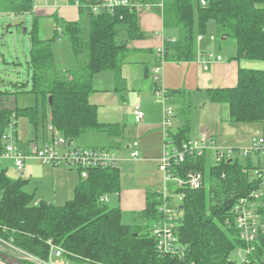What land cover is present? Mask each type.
Instances as JSON below:
<instances>
[{"label": "trees", "instance_id": "1", "mask_svg": "<svg viewBox=\"0 0 264 264\" xmlns=\"http://www.w3.org/2000/svg\"><path fill=\"white\" fill-rule=\"evenodd\" d=\"M137 1L142 5L157 3V0ZM34 2L2 0L1 10L25 15L33 13ZM97 2L69 0L71 5H78L80 19L64 22L56 17L54 36L49 40L40 38L39 20L35 18L29 32L31 49L27 64L31 78L12 86L20 93L40 96L43 107L19 108L14 93L0 91V133H5L11 123H15L17 130L18 120L26 118L36 129L41 122L47 128L49 120L51 126L72 143L89 133H106L112 140L123 137L122 125L99 121L98 107L90 103L93 78L96 74L112 71L121 90L125 85L122 69L129 44L145 39L146 33L141 28L137 8L117 7L113 11L95 13L92 6ZM163 3V9L154 10L161 14L164 28L178 30H175L178 36L166 40L163 51H159L163 60L158 63L195 61L199 38L207 34L212 20L222 40L233 38L236 41L233 60L264 62V0H210L206 7L200 5V0H164ZM59 26L63 28L62 34L57 31ZM65 36L72 44L77 66L59 70L54 45ZM29 87L31 90L26 92ZM159 89L156 87V91ZM206 93L211 103L228 105L233 123L260 124L264 135L263 70L240 68L235 88L208 89ZM186 95L185 91L166 90L168 99L179 96L182 100L178 116L185 123L172 134L178 147L191 140V106ZM12 97L14 104H11ZM243 161L209 165L207 157L189 158L174 167L175 176L181 178L193 171L205 176L203 188H179L173 193L183 196L180 202L176 197L170 199L171 206L176 209L180 204L175 234L183 247L182 256L160 254L152 230L124 223L121 208L110 207L109 202L102 201L104 197L122 192L118 168L92 169L88 178L80 176L74 197L61 206L46 201L35 203L34 197L25 190L27 181L12 179L7 170L2 169L0 240L41 260H48L49 242H52L66 252L68 259L79 264H232V254L243 245L235 223L234 207L240 199L259 188L258 182L251 178V167ZM161 204L162 195L151 191L146 209L136 215L144 221L157 223L164 217ZM261 242L263 246L257 251L260 262L253 264H263L264 237Z\"/></svg>", "mask_w": 264, "mask_h": 264}, {"label": "crops", "instance_id": "2", "mask_svg": "<svg viewBox=\"0 0 264 264\" xmlns=\"http://www.w3.org/2000/svg\"><path fill=\"white\" fill-rule=\"evenodd\" d=\"M50 1L51 0H38L34 8L36 10L32 13L39 20V35L40 22L43 18L55 19L57 17L64 22H76L80 19L78 7L71 5L69 0H61L59 3L55 2V5L53 6L50 5ZM138 14L140 18V25L142 30L146 33V38L143 40L133 41L129 44L130 49L125 57L122 69V76L125 80L124 87L121 90L118 89L116 76L112 71L102 72L94 76V92L90 96V103L98 107L99 113H101L102 110H106L108 114H113L115 117L113 120L99 118V121L104 124L122 125L124 127L123 137H116L112 140L106 133H99L105 136L101 141L102 143L91 140L88 141L89 143L87 145L90 146L89 149H107L111 150L113 153H115L114 150L118 151V169L121 171V174L123 172L126 174L125 176L122 175V192L118 195L120 202L118 206L121 208L123 217L126 221H129L130 217L135 219V221L131 220L133 224L138 223V216L136 214L146 209L148 194L151 191L160 192L162 188H165V176L161 172L160 166L166 140L168 139L166 137L168 136V133H170L169 137H172V134H176L179 127L183 126L185 123L184 120H181L178 116V109L182 105L181 97L175 96V98L168 99L164 102V100L156 97V87L169 91H185L188 93V96L186 95L187 97H191L197 101L196 106L198 110L200 109L199 111L204 112L207 107L219 110L220 107H222L220 106L221 104L211 103L206 93L207 90L235 88L238 84V73L240 68L259 69L256 65H252V63H254L253 61L233 60L237 52L236 46L231 51H226V55H224L222 53V46L216 43L215 36L214 40L211 38L212 41L206 39L205 37L199 39L197 47L198 57L195 61L189 63L170 62L160 64L158 63L159 50L164 47L166 40L175 39V37H166L164 35L163 18L161 14L154 9H143L140 10ZM52 29L51 37L54 36V25ZM226 41L227 40H223L222 43H225ZM208 54L214 55L215 60L212 61L209 69H205L204 56ZM219 56L223 57L222 61L216 60ZM68 62L71 64L70 68H76L77 63L75 61L69 59ZM157 65H161V70L158 72L159 74L155 72L158 75L153 78L152 71H155ZM57 68L59 70H66L69 67L59 68L57 65ZM148 79H152V83H149ZM204 95L207 96V100L203 98ZM132 96L138 97L146 114L144 121L140 124L137 123L138 125L136 126V131L133 134L128 133L127 131V126H129L128 120H125V118L119 116L117 113L119 111V107L122 104H126V101L131 99ZM199 97H202L200 98V101H198ZM171 103L174 104L175 107H173ZM189 103L192 102L190 101ZM168 105L174 108L176 113L174 122L176 123L171 129L166 130L163 126V118L165 109ZM130 110L132 111V108H130ZM226 110H228L229 113L228 105ZM200 118L201 115H198L197 123L200 130L197 136L200 137L204 133H208L217 141L218 145L224 149L238 148L236 143H232V138L238 131L237 128H234V125H238L239 127H244L245 125L249 127V125L246 124H234L230 119V115L229 119L225 120L227 123H224V126H221L223 121L218 122L215 119L214 121H208L206 123L201 121ZM19 120V147L22 151L23 145L21 143H23L27 148L26 155H29L30 143L34 141H31L32 138L30 139L28 132V136L24 137L25 140L21 139L20 141L21 129H19ZM132 121L133 119L131 120V124ZM175 126L177 129L176 131L174 130ZM261 128V135H263V127ZM239 129L242 130L241 128ZM253 138L255 137H252L249 140L250 144ZM46 139H49L48 135ZM134 142L139 143L138 149L140 152V157L135 160L130 157ZM31 158L32 157H28L27 161ZM38 166L41 169L43 176L38 175L39 177H37L35 168L28 165L25 173L19 177L27 181L26 187L32 182V180H35L37 184L36 189H38L40 193V188H43L46 184V178H44L46 177L45 175H47V177L52 175L54 178L53 186L57 192L52 197H48L46 202L57 204V202H62L63 195L66 202L74 197L75 189L80 183V178L77 180L70 177L64 178V175L58 170H45V166H41L40 164H38ZM39 173L40 172L38 171V174ZM129 174L133 176L131 177ZM60 177H62V179H60ZM62 183L65 184L61 186ZM73 189V197H68ZM26 192L29 193L27 190ZM39 195L41 197V194ZM41 201L45 200L39 199L35 203L38 204Z\"/></svg>", "mask_w": 264, "mask_h": 264}, {"label": "built area", "instance_id": "3", "mask_svg": "<svg viewBox=\"0 0 264 264\" xmlns=\"http://www.w3.org/2000/svg\"><path fill=\"white\" fill-rule=\"evenodd\" d=\"M209 1L200 0V5L206 7ZM163 2L164 0H157L156 4L142 5L137 0H98L97 4L93 5L92 8L95 13L108 10L113 11L117 7H135L139 12L143 9H163ZM75 6L78 7V5ZM57 31L62 34L63 28L59 26ZM199 39H202V37ZM212 39L214 40V38ZM159 51H163V48ZM159 60H163L161 53L159 54ZM213 60H215L214 55L209 54L205 56V69H209ZM216 60L222 61L223 59L219 56ZM155 72L158 73L159 69H156ZM155 95L158 99L164 100V102L168 100L166 90L164 89L157 90ZM175 116L174 108L168 105L164 112V129L169 130L173 127L172 119ZM134 119L138 124L142 123L145 119V113L140 105L134 107ZM47 132L52 134V139L45 138L41 145L37 142L30 143L29 155H26L19 147L16 125L15 123H11L5 133H0V166L6 161H11L15 170L23 175L27 170V159L28 157H32L39 160L43 165L59 166L66 163L71 170H78L82 178H88L89 171L92 169L107 170L118 168L119 160L111 150L73 148V143L70 144L54 127L49 126ZM169 136L170 133H168L166 138H170ZM138 148L139 143L134 142L133 150L130 154L131 159L135 160L140 157ZM163 153L160 170L165 176L166 186L165 193H159L162 195L160 211L164 217L156 223L152 230V235L157 240V250L162 255H183V247L178 244L179 240L175 234L176 228L179 225L177 219L180 204L177 206V209L170 204V199L179 195L173 193V191L184 187L199 190L205 186V176L202 172L193 171L186 178H181L175 176V166L185 163L189 158L207 157V159L213 160V165H220L225 161H251L254 155L263 159V164L257 167L249 164L251 167V178L258 182L259 188L252 192L250 196L240 199L233 210L239 238L243 245L234 251L237 254V258L233 259L232 257L231 259L232 264H253L254 261L260 262V260L257 261V251L259 246H263L261 240L264 237V135L253 138L248 147L224 149L218 145L212 136L204 133L198 139L190 140L177 148H171V143L166 142ZM169 182L177 184L174 187L175 189H169ZM168 192L171 193V196L168 195ZM182 198L183 196L181 195ZM102 201L108 202L107 197H104ZM2 244L5 245V242L2 241ZM49 244L51 249L48 260L38 259L17 248L6 245L13 249V252L8 254L7 252L0 251L10 260L8 261L0 257V264H18L13 263L12 260H17L22 264H25L24 262L32 264H79L72 259H68L66 252L62 248L54 245L52 242H49Z\"/></svg>", "mask_w": 264, "mask_h": 264}, {"label": "rangeland", "instance_id": "4", "mask_svg": "<svg viewBox=\"0 0 264 264\" xmlns=\"http://www.w3.org/2000/svg\"><path fill=\"white\" fill-rule=\"evenodd\" d=\"M37 1L38 0H35L34 3L36 4ZM55 2L59 3L61 2V0H51L49 3L51 6H53L55 5ZM1 6H2V0H0V91H3V92L9 91V92L14 93L15 94L14 98L16 99V105L19 108L35 107L39 105V107L42 109L43 102L40 96H36L33 94L20 93L21 91H19L18 89L12 86V84H15L17 82L20 83L23 80H30L31 78V73L28 70V64H27L30 59V46H31V35L29 32L32 30L33 22L36 16L32 13L25 14V15L7 14V13L2 12ZM35 10L36 9H34V11ZM53 25L54 27L56 26L55 19H52V18L41 19V22H40V38L41 39L47 40V39L52 38L51 34L53 30L52 29ZM175 30L176 29H173V28L172 29L164 28V35L166 37H177L178 30H176L177 32ZM214 36L216 37V43L222 46L223 48L222 53L224 55H226V51H231L232 49L235 48L236 41L233 38H229L227 39L225 43H222L223 41L222 35L217 32L216 23L214 20H212L208 25L207 34L202 37L203 38L205 37L206 39L211 40V38H214ZM55 51H56V62L59 68H68V67L70 68L71 64L70 62H68L69 59H72L73 61L77 63L76 57L73 52L72 44L68 37L66 36L62 37L57 42V44H55ZM253 62L254 63H252V65H256L257 67H259V69L264 71V62H256V61H253ZM156 69H159L160 71L161 65H157ZM158 74H156L155 71H152L153 78L157 76ZM148 82L152 83V79H148ZM29 90H31V87H29L26 90V92ZM200 98L202 97H199L198 101H200ZM203 98L207 100L206 95H204ZM10 100H11V104H14L13 97ZM187 100L188 102L190 101L192 102L189 104L191 106L190 118L192 122V132L190 134L191 140H196L199 138V136H197L200 130V127L197 123L198 115H201L200 120L206 123L208 121H214L215 119L218 122L223 121L221 126H224V123H227L225 121L229 119V113H228V110H226L227 105L221 104L220 106L222 107H220L219 110L213 109L212 107H207L205 111L202 112V111H199L200 109L199 110L197 109L196 100L192 99L191 97H187ZM137 105H140L145 113V109L143 105L141 104V101H139L138 97H134V96H132L131 99L126 101V104H122L119 107V111L117 112L119 116L125 118V120H128L129 126H127V131L128 133H131V134H133L136 131V126L138 125L134 120V114H133L134 107ZM172 106L175 107L174 104H172ZM130 108H132V111L130 110ZM47 115H48V119H50L49 108L47 110ZM98 116L100 119H106V120H113L115 118L113 114H108L106 110H102L101 113H99V110H98ZM132 119L133 121L131 124ZM172 123L174 126L176 123L174 122V119H172ZM49 126H51V124L49 123V120H48L47 128ZM234 126H235L234 128H237L238 131L235 133V136L232 138V143H236V145H238V148L239 147L244 148V147L249 146L250 144L249 140L252 137H256V135L260 136L262 133V128H261L262 125L260 124H250L249 127L245 125L244 127H239L238 125H234ZM47 128H44L41 122L38 128L36 129L30 125L28 119L21 118L19 120V129H21V133L19 131L20 137H21L20 141L21 139H24V137H27L28 135H30V139L32 138L31 141L37 142L41 145L44 142V139H45L44 135L45 133H47ZM239 128H241L242 130H240ZM174 130L175 131L177 130L176 126ZM27 132H28V135H27ZM17 135H18V127H17ZM47 135H48V138L52 139L51 133L48 132ZM104 137L105 136L103 134H99V133L83 135L80 139H78L77 141L73 143V148L89 149L90 146H87L89 143L88 141L94 140L95 142L102 143L101 141L103 140ZM18 139H19V135H18ZM166 142L171 143V148L178 147V145L174 143L173 137L168 138ZM21 144L23 145L22 152L24 154H27V148L25 147L23 143ZM114 151L116 153V156H118V151L117 150H114ZM208 163L209 165H213V160L208 159ZM38 164H40L41 166H45V170L54 169V170L60 171L61 174L64 175V178L70 177L76 180L81 178L79 171L76 169L70 170V168L66 165V163H63L59 166L43 165L39 160L35 158L34 159L31 158L27 161V167L28 165H30V167L32 168L34 167L36 170L37 177L43 176V173H41V169L39 168ZM243 164L244 165L250 164V165L257 167L258 165L263 164V159L259 156L254 155L251 161L244 160ZM3 168L5 169L8 168L7 174L12 179H17L21 177L22 175L21 173H18L15 170V168L13 167V163L11 161H6L5 163H3V165L0 166V171ZM38 171L40 172L39 174H38ZM122 175L125 176L126 175L125 172H123L121 176ZM45 176L46 177L44 178H46V181H45L46 184L44 185L43 188H40V193H39V190L36 189L37 184L35 180L34 181L32 180V182L29 183V185H27L26 187V190L32 196L34 195L33 196L34 202H37V200L39 199H43L46 201L48 197H52L57 192L55 190V187L53 186V183H54L53 176L52 175H49L48 177L47 175ZM129 176L132 177L133 175L129 174ZM27 177L29 178L28 175ZM60 179H62V177H60ZM206 182L208 183V179H206ZM64 184L65 183H62L61 186ZM168 186L170 190H173L175 189L174 187H176L177 184L174 182H169ZM160 192L164 194L165 188H162ZM73 193H74V189L71 191L68 197H71ZM39 194H41V197ZM168 195L171 196V193L168 192ZM62 198H63L62 202H57V204L56 203L54 204L58 206L65 204L66 201L64 200L65 199L64 195ZM107 198L109 202L108 205L110 207L118 206L120 203L118 199V195H113ZM180 200H181V197L176 196V201L180 202ZM129 219H130L129 221H126V219L123 217L124 223H127L129 225L133 224L132 221H135V219L133 217H130ZM137 222H138L137 223L138 225H143L144 227H147L150 230H153L154 226L156 225V223L153 224V222L144 221L143 219H140L139 217H138ZM0 251L7 252L9 254L13 252V249L2 244V241H0ZM232 257L233 259H236L237 254L233 253Z\"/></svg>", "mask_w": 264, "mask_h": 264}, {"label": "water", "instance_id": "5", "mask_svg": "<svg viewBox=\"0 0 264 264\" xmlns=\"http://www.w3.org/2000/svg\"><path fill=\"white\" fill-rule=\"evenodd\" d=\"M49 101H50V105H52L53 99L50 98ZM71 143H72V142H70V144H71ZM0 257H2L3 259H6V260H8V261H10V260L8 259V257H7L5 254L1 253V252H0ZM12 262H13V263L22 264L21 262H19V261H17V260H12Z\"/></svg>", "mask_w": 264, "mask_h": 264}]
</instances>
